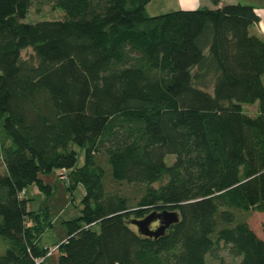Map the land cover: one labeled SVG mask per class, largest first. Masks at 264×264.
Masks as SVG:
<instances>
[{
    "label": "trees",
    "instance_id": "trees-1",
    "mask_svg": "<svg viewBox=\"0 0 264 264\" xmlns=\"http://www.w3.org/2000/svg\"><path fill=\"white\" fill-rule=\"evenodd\" d=\"M149 1L0 0V264H43L44 220L21 194L53 170L83 190L56 264H207L220 244L264 264L245 218L264 216L257 16L219 0L149 16ZM31 4L62 17L19 21ZM162 211L178 218L162 235L130 227Z\"/></svg>",
    "mask_w": 264,
    "mask_h": 264
},
{
    "label": "rangeland",
    "instance_id": "rangeland-1",
    "mask_svg": "<svg viewBox=\"0 0 264 264\" xmlns=\"http://www.w3.org/2000/svg\"><path fill=\"white\" fill-rule=\"evenodd\" d=\"M200 6V0H150L144 6V13L152 16L167 11L177 9H195ZM200 7H204L202 4ZM210 7H213L210 5ZM63 11L59 8L51 9L49 5H41L36 10V4H31L28 11L23 18L19 19L21 22L33 23L39 20H53L62 17ZM30 52V48H25L20 51L22 57H26ZM243 110L248 113L254 111V107L244 105ZM76 153V167H80L83 162L82 150L78 147H73ZM173 156H167L166 163L173 160ZM2 167L0 168V172ZM60 170H53L50 173L40 174L39 179L42 184L47 187V191L38 189L34 185L27 186L21 197L27 200L26 210L36 213L40 220H44L40 239L38 245L47 248L46 258L43 264H56L57 252L56 246L66 239L67 228L66 222L78 219L81 210L80 200L83 195L81 186H77L74 192L69 193L66 189V180ZM158 184H154L157 186ZM249 228L254 232L258 238H264V216L257 213H247L245 215ZM30 224V222H29ZM28 224V225H29ZM132 229L135 226L130 225ZM157 224L151 223L150 230H155ZM1 240V239H0ZM1 245V242H0ZM217 258L211 256L206 257L207 264H236L237 260L232 259L226 253L224 247L220 244ZM4 249L1 250L2 253Z\"/></svg>",
    "mask_w": 264,
    "mask_h": 264
},
{
    "label": "water",
    "instance_id": "water-1",
    "mask_svg": "<svg viewBox=\"0 0 264 264\" xmlns=\"http://www.w3.org/2000/svg\"><path fill=\"white\" fill-rule=\"evenodd\" d=\"M178 220L177 214L174 212L162 211L160 213L152 212L140 220H133L130 223L135 226L137 233L145 237L156 238L165 231L170 225ZM153 221H157L155 230H150L149 225Z\"/></svg>",
    "mask_w": 264,
    "mask_h": 264
},
{
    "label": "crops",
    "instance_id": "crops-1",
    "mask_svg": "<svg viewBox=\"0 0 264 264\" xmlns=\"http://www.w3.org/2000/svg\"><path fill=\"white\" fill-rule=\"evenodd\" d=\"M174 1H176L177 4V1L180 0ZM223 3H241L250 5L257 16V20L248 27V32L264 41V0H219L218 5ZM202 4H204V7H210V5L215 7V5L209 0H200V6Z\"/></svg>",
    "mask_w": 264,
    "mask_h": 264
},
{
    "label": "flooded vegetation",
    "instance_id": "flooded-vegetation-1",
    "mask_svg": "<svg viewBox=\"0 0 264 264\" xmlns=\"http://www.w3.org/2000/svg\"><path fill=\"white\" fill-rule=\"evenodd\" d=\"M153 223L155 224V223H156V221L152 222V224H153Z\"/></svg>",
    "mask_w": 264,
    "mask_h": 264
}]
</instances>
